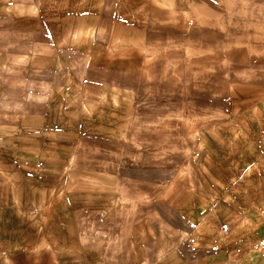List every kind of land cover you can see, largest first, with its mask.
<instances>
[{"label":"rangeland","instance_id":"rangeland-1","mask_svg":"<svg viewBox=\"0 0 264 264\" xmlns=\"http://www.w3.org/2000/svg\"><path fill=\"white\" fill-rule=\"evenodd\" d=\"M244 213L264 264V0H0V247L134 264Z\"/></svg>","mask_w":264,"mask_h":264},{"label":"crops","instance_id":"crops-1","mask_svg":"<svg viewBox=\"0 0 264 264\" xmlns=\"http://www.w3.org/2000/svg\"><path fill=\"white\" fill-rule=\"evenodd\" d=\"M74 118L76 119V117ZM137 182L139 185L145 186L144 178H138ZM249 200H251L250 197ZM257 202L258 201H256V203ZM219 216L220 215L217 213L216 217L219 218ZM230 217H232L231 214L227 218ZM241 218H244V222L247 224V229L244 231H242V227H240L243 219L233 230L229 231L230 228H227L229 232H225L226 236L222 234L220 228V231H218V228L216 229V234L218 235V248L216 250L212 249V244H215L214 241L216 239L214 237L211 239V237L206 234L205 223L202 222L196 227H191L189 231L187 228L184 229V227H178L176 225L177 229L175 230V234L178 233L177 231L181 230L188 231L187 235L190 234V238L193 237L194 243L184 238L173 245L159 243L156 246L155 244L153 248L149 250L153 251L149 259H146V257H138L135 259L136 263L134 264H239L235 255L236 250L241 247L232 244L228 238L234 237L238 233H240V235L251 233L250 220L252 219V215L244 213ZM219 233H221V236ZM83 239L85 242V235ZM104 243L109 245L110 241L108 242L105 239ZM96 244H98L101 249L98 254L99 256H102L103 252L105 253V251H107V247H110L104 246V244L94 243L93 240H90L89 246L91 247ZM200 250H203V252H200ZM98 255L89 254L83 248L81 242L77 243L75 241L64 243L49 242L34 247H10L8 243H2V247H0V264H116L111 260L109 261V258L98 257ZM129 261L124 259L122 264H130Z\"/></svg>","mask_w":264,"mask_h":264}]
</instances>
